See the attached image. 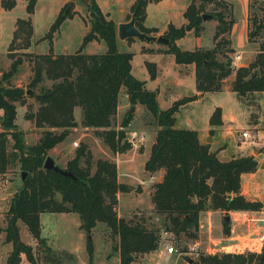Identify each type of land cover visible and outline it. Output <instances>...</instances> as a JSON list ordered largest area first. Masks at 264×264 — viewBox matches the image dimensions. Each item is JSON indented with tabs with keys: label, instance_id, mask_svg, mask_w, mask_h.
Masks as SVG:
<instances>
[{
	"label": "trees",
	"instance_id": "16d2710c",
	"mask_svg": "<svg viewBox=\"0 0 264 264\" xmlns=\"http://www.w3.org/2000/svg\"><path fill=\"white\" fill-rule=\"evenodd\" d=\"M196 1L193 0L183 13L185 25L175 28L170 24L162 34L169 41L165 52L172 54L177 64L194 66L197 94L220 93L224 81L231 75H234L231 91L239 99L247 94L264 93V48L261 47L248 66L235 69L231 58L227 57L234 50L230 49L228 53L221 51L222 46L229 44L225 35L234 22H227L222 14L212 15L218 22L213 48L185 51L176 45V41L184 38L187 32L192 31L198 37L203 31V11ZM36 2L27 0L26 18L16 20L7 53L12 62L0 78V176L6 175L13 164L17 165L21 175L25 173L5 212L6 225L2 229L4 243L12 246L5 264H20L22 256L29 264H37L32 247L20 239V225H24L32 238L44 245V251L51 254L41 239L40 215L45 213L78 215L80 229L86 236L89 262L93 257L91 233L98 224L107 227L111 240L117 238L114 249L119 253L120 264H132L137 255L158 250L161 245L160 231L147 230L140 223L127 221L117 214L118 194L133 188L119 183L115 163L98 160L92 171L91 153L85 144H81L74 158L63 169L70 172L75 180L43 168L48 152L64 142L70 131L77 128L75 108H80L82 112L80 126L93 130L96 138L101 139L113 154H124L130 150L124 127L130 125L132 117L129 114L125 116L120 130L113 128L119 95L123 91L130 106H143L157 128L144 170L151 176L162 173L161 179L151 186V201L154 212L163 217L164 233L172 234L176 240L183 237L193 241L197 239L202 212L220 211L227 217L230 212L261 211L262 203L249 201L241 194V175L257 170L255 157H231L220 161L208 144L199 142L196 131L177 129L175 114L196 97L183 98L168 109L160 110L156 92L148 91L144 82L132 76L133 54L118 51L117 26L107 19L95 0H90L87 6L89 31L77 52L55 55L52 50L54 35L65 20L75 15L72 9L67 10L68 5L60 10L44 38L50 42L49 53L34 55L25 52L33 35L31 15ZM147 2L135 0L131 11L135 13L136 28L154 36L156 29L143 26ZM15 4V0H3L0 6L5 11H11ZM263 28L264 23H260L252 35ZM91 42H103L106 52L84 54L83 49ZM16 53L21 56L15 58ZM24 62L33 66L28 90L36 89L44 80L52 83L47 88L41 86L39 91L30 95L37 107L27 112L24 119L43 130L42 137L33 146L25 144L23 133L15 124L16 103L25 105V91L3 86L17 74ZM146 68L153 80L155 66L147 63ZM221 125L222 111L216 108L209 119V126L213 128L210 132ZM223 234H230V221L226 219L223 221ZM59 263L58 258L50 261V264ZM192 264H264V253L201 254Z\"/></svg>",
	"mask_w": 264,
	"mask_h": 264
},
{
	"label": "rangeland",
	"instance_id": "374dc122",
	"mask_svg": "<svg viewBox=\"0 0 264 264\" xmlns=\"http://www.w3.org/2000/svg\"><path fill=\"white\" fill-rule=\"evenodd\" d=\"M3 0H0V4ZM8 1V0H4ZM146 6V25L149 29H158L159 33L167 29L168 25L172 24L175 28H180L185 24L183 13L186 8L192 3L193 0H147ZM134 0H99V6L102 12L107 16L108 20L117 24L124 19L128 22L131 19L132 11L130 5ZM26 0H16V6L11 11L0 10V78L6 73L11 64L8 58V48L13 38L15 30V23L17 19L26 18ZM69 0H37L33 15H31V22L33 27V35L29 48L25 51L34 55H45L49 53L50 42L44 39L47 35L52 23L60 12L61 6L68 5ZM90 0L87 3L82 0H74V7L72 10L75 15L71 19L65 20L61 25L59 31L52 39V50L55 55L67 54L71 55L77 52L82 43L83 37L89 31L88 12ZM196 5L200 6L203 15H213L220 13L225 20L234 22L229 33L225 38L229 44L222 46L221 51L228 53L230 49L234 50L233 53L227 54L232 60V65L235 69L239 67L248 66L256 57L261 47L264 48V28L257 34L252 35L254 29L260 23H264V0H213V2H206L198 0ZM107 13H109L107 15ZM87 25V26H86ZM218 22L212 17L202 22L203 31L198 37H195L193 32H187L186 36L179 41L176 45L185 51H193L195 48L211 49L214 46L213 36ZM156 37L162 36L161 34L155 35ZM117 47L119 52H136L131 65L133 68V76L137 80L147 78L148 71L145 67V60L154 61L157 66L169 69V60L165 57L161 59L159 56H147L145 59L144 54L137 52V49L142 46L164 50L167 48L166 44L159 42L140 41L139 39H132L131 41L120 40L117 37ZM134 42V43H133ZM132 43V44H131ZM106 45L102 42L100 45L91 43L86 46L83 53L88 55L104 54L106 52ZM225 55V54H224ZM15 58L21 56L20 53L14 54ZM169 58L174 60V56L169 54ZM29 62H24L17 72L8 82H4L5 88H20L25 91V105L22 106L16 103V126L18 130L23 133V141L27 146L35 145L42 137L43 130L34 126L33 122L24 119V115L30 111H34L37 107L33 98L30 95L39 91L41 86L50 87L51 82L44 80L36 89L28 90V86L33 78V68ZM234 75H231L224 81L222 91L220 93H203L197 94L194 85L187 86L183 89L174 88L172 85L166 86L167 81L161 80L159 85V96L157 103L160 109L165 110L169 106L184 96L196 97L193 101L181 106L175 114L176 126L180 129H188L199 132L200 135H206L208 139H202L212 144V151L217 148L222 149L219 154L220 158L228 160L230 155L235 157L240 156H255L261 153L258 160L264 162V93L247 94L243 99L231 91V83ZM230 83V84H229ZM201 95L199 98L198 96ZM125 97L119 95V113L118 118L116 115L113 128L120 130L122 128V120L127 114L132 117L130 126L124 127L126 138L129 132L136 131L145 136V142L137 149L132 147L124 154H113L109 148L103 143L101 139L96 138L94 131L91 129L85 130L80 126L82 120V112L80 108H75L74 117L78 124L77 128L70 131L67 139L57 145L55 148L48 152V157L51 158L54 164L60 169L66 168L67 162L74 158L75 151L81 144H85L91 153V162L94 165L98 160H107L118 165L120 169L119 178L120 182L132 184L133 189L140 187H149L148 190L153 189L151 174L144 170V163L147 158V153L150 149V143L154 140L156 135V126L152 116L146 109L137 105L132 108L130 104L123 103ZM124 106V107H122ZM28 107H31L28 110ZM216 108L223 110L224 121L229 122L230 118L234 121L228 124L227 129L220 130V127L214 129L209 126V119ZM133 109V111H131ZM131 111V112H130ZM1 121V113H0ZM247 131L253 138L243 140L241 133ZM230 133L232 138L226 137ZM231 137V136H230ZM144 150V153H141ZM228 158V159H227ZM157 178V175L154 174ZM264 177V175H263ZM22 175L16 164H13L6 175L0 176V264L6 261L7 253L12 249L11 244L4 243V233L2 228L6 225L5 212L7 210L9 201L13 196L15 190L21 185ZM136 190L134 193L125 195L120 193L121 209L119 211L120 218L124 216L125 220L140 223L147 230L160 231L161 247L165 254L167 249L172 247L174 249L173 258L178 260L176 264H186L188 260L196 261L201 254H208L205 249L196 248L193 241L187 240L182 237L181 240L169 233L163 232V217L158 216L153 209H150L151 200L148 195L140 196L138 202L141 205V210L132 214L133 211L129 206L134 202L129 201L132 196H137ZM139 194V193H138ZM130 196V197H129ZM124 215L125 211L128 213ZM244 214L232 216L235 220L234 233L232 235H225L222 232L214 233L213 235L220 239L217 244L208 241L210 252L228 253V242L242 243L248 239V233H258L259 228L264 223V205L261 211L256 212H242ZM247 214V215H245ZM249 214V215H248ZM230 217V213L228 214ZM227 216V217H228ZM231 220V221H232ZM247 220H251V224L247 225ZM254 220V221H253ZM230 221V220H229ZM237 222V223H236ZM80 220L77 218L75 221L72 217L58 214H41V239L44 240L46 248L51 250V254L46 253L41 244L32 238L24 225H20V239L33 249V253L37 259V264H50L51 259L58 258L59 264H119V253L114 249L117 245V238L115 240L106 239L105 231L106 226L98 224L91 233V240L93 243V257L89 262V256L86 252V239L85 250L84 241L81 238L82 232L78 229ZM232 228V227H231ZM255 231V232H254ZM84 233V232H83ZM264 233V232H263ZM264 235V234H262ZM86 237V236H85ZM216 238V239H217ZM246 238V239H245ZM215 239V238H214ZM222 239V240H221ZM230 239V241H226ZM264 241V238H263ZM251 241L250 245H253ZM104 245H107L108 248ZM225 246V248L223 247ZM105 247V248H104ZM255 247V246H254ZM253 252L249 250H231L230 253H246ZM257 254L264 253L262 251L255 252ZM143 255H137L136 258ZM149 261V260H148ZM147 261V262H148ZM180 261V262H179ZM144 264H148V263ZM140 260L136 262L139 264ZM20 264H29L26 260H22Z\"/></svg>",
	"mask_w": 264,
	"mask_h": 264
},
{
	"label": "crops",
	"instance_id": "0c3cea01",
	"mask_svg": "<svg viewBox=\"0 0 264 264\" xmlns=\"http://www.w3.org/2000/svg\"><path fill=\"white\" fill-rule=\"evenodd\" d=\"M95 1H96L97 5L99 6V4H98L99 3V0H95ZM134 2H135V0H134ZM134 2L130 5L131 8H132V5L134 4ZM15 3H16V0H15ZM15 6H16V4H15ZM63 7H64V4H63V6H61L60 9H62ZM99 8H100V6H99ZM1 9L2 8L0 6V10ZM108 14L109 13H107V15ZM125 16H126V13H125ZM125 16H124V19L122 21H119L116 24V26H118L121 23H126L127 22L125 20ZM146 19H147V16H146L145 21L143 23V26L145 28H147L146 25H144L145 22H146ZM147 29H149V28H147ZM156 30H157V32L154 33V36L157 35V34H161L162 35L166 31V30H164V31H161L159 33V31H158L157 28H156ZM91 43H95V44L100 45L102 42H91ZM91 43H89V44H91ZM84 49H83V51H84ZM166 49L167 48H165L164 50L161 51V50H158V49H155V48H149V47L142 46V45H140V47L137 49V52L138 53L145 55V59H146L147 56H157V57L159 56L161 59H164L166 57L167 60H169L170 67H169L168 70L165 69V68L163 69V68L157 66V64L154 61H152V60H145V63H144L145 67H146V64L147 63L153 64L155 66V78L153 80H151L150 77H149V73H148L147 78H144L142 80V82H144V84H145V89H147L148 91H154V92H156V100H158V96H159V93H160L159 92V85H158V83L161 80H164V81H167L168 82V83H166V86L172 85L174 88H177V89L186 88L188 85L191 86V87L194 85V87H195V69H194V66L193 65H181V64H177L175 62V59L172 61V59L169 58V54L165 52ZM146 50H149V51L147 52ZM135 54H136V52L133 53V57L135 56ZM132 60H133V58H132ZM131 74H132V76L134 75L133 74L132 65H131ZM230 82H232V81H230ZM121 94H122V97H125L126 98V100L124 99L123 103H126L128 105L129 102H128L127 96L124 94V91ZM189 97L190 96H184L183 98H189ZM198 97L200 98L201 95H199ZM183 98H180V99H178L176 101H179V100H181ZM158 106H159V104H158ZM122 107H124V106H122ZM136 107H137V105L135 106V108ZM169 107H171V106H169ZM119 108L120 107L118 105L117 114H116L117 115V118H118V113H119V110H120ZM159 109H160V107H159ZM160 110H162V109H160ZM131 111H133V110L131 109ZM221 111H222V125L220 126L219 131L220 130L222 131L224 129H227L228 124L230 122H233L234 121L233 118H230L229 122L224 121V118H223L224 117L223 116V110L221 109ZM77 124H79V123H77ZM175 127L177 129H180L178 126H176V123H175ZM197 134H198L199 142L201 144H208L209 147H210V151H212V144L215 143V142H213L214 140L212 141V143H208L209 140H207V142H205L202 139L203 138L204 139H206V138L208 139V137L205 134L204 135H200L199 132H197ZM226 137L232 138L233 135L230 134V133H228L226 135ZM153 142H154V140L151 141L150 148H151ZM212 152H216L217 157H218V159L220 161H226V160H224V158H220V155L219 154L222 152V149L217 148V149H215ZM141 153H144V150ZM260 154L261 153H258V154H256L254 156L255 159H256V161H257V163H258L257 170L254 173L242 174L241 175V194L247 200H249V201H258V202H260V203H262L264 205V177H263V175H264V162L261 163L258 160V157H259ZM149 155H150V149H149V152L147 153L146 161H147ZM244 156H246V155H244ZM249 156H253V155H249ZM116 157L118 159L119 158V155L116 156ZM229 157L231 158V157H235V156L233 154V155H230ZM116 167H117V172H118V180H120V178H119L120 169H119V167H118L117 164H116ZM156 175H157V181H159L161 179L162 173L159 172ZM22 181L23 180L21 179V182ZM119 183L125 184V185L130 186V187L133 188L132 184H127V183H123V182H120V181H119ZM148 189H149V187L147 185V187H144L143 186V187H140V188L132 189L131 191L125 193V195H129L131 193H134L135 190L137 191L136 192L137 196H132V199L129 200L131 202L132 201L134 202L133 204L131 203L129 205L131 207V210L133 211V213L130 210H128V213H126L125 211L123 212L124 215L131 214V213L132 214H135V213H137V211L141 210V205L138 202L139 201L138 199L141 198L140 196H143L144 194H146V195L149 196V198L151 200V193H152V191L151 190H148ZM120 195L121 194L119 193L118 196H117L118 197L117 214H118L119 217H120L119 211L121 209V197H120ZM150 205H151L150 206V209H153L152 202H151ZM247 213H249V212H247ZM241 214H244V213H242V212H230V217L228 216V218L230 220V234L229 235H232V233H234L235 227L238 225V224H235L234 223L235 220H232V216H234V215H241ZM58 215H65V216H68V218L69 217H72L75 221H77V218L79 219V217H78L77 214H58ZM245 215H247V214H245ZM121 218H125V217L122 216ZM225 219H226V217L224 216V213H222L220 211H210V210H208V211L202 212L200 214V216H199V230H198V234H197V239L193 240V245L196 248H198V249L199 248L205 249L208 252V254H214L213 252H210L209 251L210 250V247L208 246L209 245L208 241L211 240L213 244H217L216 242H219V244H220V241H219L220 239H218L213 234L214 233L216 234L218 232H222L223 233V221ZM229 220H227V221H229ZM250 221L251 220H247V225H250L251 224ZM263 224L259 227L261 229L259 230L258 233H253L254 236L251 235L252 233H248V236L249 235L250 236L248 237L247 240H245V242H242V243H239V244H237L238 242H235V241H232L230 243L228 242V246L226 247L227 249H230V251L228 253H230L231 250H233V249L235 251L236 250H239V249H241V250H244L245 249V250L253 251V253H255V252H258L259 253L260 251H262L264 249V241H263L264 235H262V234H264L263 233L264 232V225ZM80 225H81V222L78 224V229L82 232L81 238L84 241V250H85V239H86V237H85V234L83 233V231L80 229ZM2 229H4V228H2ZM104 234H106V239L107 238L110 239L109 238V230L108 229L105 231ZM223 241L225 242V235H224ZM226 241H230V239H227ZM251 241H254L253 245H250L251 244ZM111 242H112V240H111ZM104 246L106 247V249L108 248L107 245H104ZM160 247L158 248V250H156L154 252H151V253H148V254H144L142 257H139V258H135V260H134V262L132 264H136V262H138V260H140V263L139 264H144L148 260H149L147 262L148 264H176V263H178V260L175 259V258H173V254H169V253L168 254H165L164 253V250L162 248H160ZM223 247L225 248V246H223ZM11 250L7 253V257L9 255V253L11 252ZM7 257H6V259H7ZM118 258H119V256H118ZM22 260H25V258L23 256H22ZM5 263H6V261H5ZM192 263L193 262L191 260H188L186 262V264H192ZM119 264H120V259H119Z\"/></svg>",
	"mask_w": 264,
	"mask_h": 264
},
{
	"label": "water",
	"instance_id": "95a60500",
	"mask_svg": "<svg viewBox=\"0 0 264 264\" xmlns=\"http://www.w3.org/2000/svg\"><path fill=\"white\" fill-rule=\"evenodd\" d=\"M83 2L87 3V0H82ZM74 7V0H69L68 6H67V10H70ZM213 16L211 15H202V21L208 20V19H212ZM135 22H136V18H135V13L133 12L131 15V19L126 22V23H121L117 26V37L118 39L124 41L127 39H139L140 41H145L147 43L150 42H159V43H163V44H168L169 41L165 38H163L162 36L156 37V36H151V35H147L145 33L140 32L136 26H135ZM133 110V109H132ZM43 168L45 170L48 171H53L55 173H59L61 175H63L64 177H68L71 179L73 178V175H71L70 172L68 171H64L63 169H60L59 167H57L53 160L51 158H47L44 162ZM25 177V173L22 174V180ZM75 180V179H74ZM226 220H229L228 217H226Z\"/></svg>",
	"mask_w": 264,
	"mask_h": 264
},
{
	"label": "built area",
	"instance_id": "2783aa9c",
	"mask_svg": "<svg viewBox=\"0 0 264 264\" xmlns=\"http://www.w3.org/2000/svg\"><path fill=\"white\" fill-rule=\"evenodd\" d=\"M254 135H251L247 132V131H243L241 133V138L243 140L249 139V138H253ZM126 141L134 148H138L141 145L144 144L145 142V136L142 135L141 133H137L136 131L133 132H129L128 133V137L126 138ZM152 178V184H154L157 181V178L155 176H151ZM264 225V224H263ZM174 252V249L172 247H169L167 249V253L172 254Z\"/></svg>",
	"mask_w": 264,
	"mask_h": 264
}]
</instances>
